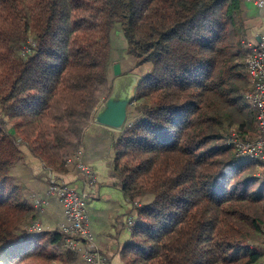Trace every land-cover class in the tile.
<instances>
[{"label":"trees","instance_id":"obj_1","mask_svg":"<svg viewBox=\"0 0 264 264\" xmlns=\"http://www.w3.org/2000/svg\"><path fill=\"white\" fill-rule=\"evenodd\" d=\"M18 29L34 41L15 58ZM247 39L241 0H0V264L74 259L60 228L30 229L40 209L11 168L21 143L54 167L80 149L111 90L116 44L150 64L115 141L114 171L136 209L125 264L258 260L264 182L227 144L231 126L252 139L257 123Z\"/></svg>","mask_w":264,"mask_h":264},{"label":"crops","instance_id":"obj_2","mask_svg":"<svg viewBox=\"0 0 264 264\" xmlns=\"http://www.w3.org/2000/svg\"><path fill=\"white\" fill-rule=\"evenodd\" d=\"M241 13L248 39L258 41L264 32V6H257L253 0H241ZM118 40L125 45L124 38L119 37ZM114 51L115 57H125L117 50ZM121 59L115 62H120L123 66ZM114 78L115 75L109 76L110 85ZM122 131L95 123L92 119L85 129L80 146L84 162L94 167L97 174L95 186L88 189L87 211L90 227L95 235V244L107 255L110 264H125L124 251L132 240V230L128 228L127 222L135 217L134 206L123 191L113 167L115 141ZM20 147L22 156L11 168L15 181L22 186L24 195L33 204L37 197L47 200L40 209L39 222L42 226L47 229L60 228L67 223V218L58 197L49 196L47 193L50 178L56 177L83 189L85 173L74 164L51 166L35 155L26 143H21ZM71 264L89 263L76 254Z\"/></svg>","mask_w":264,"mask_h":264},{"label":"built area","instance_id":"obj_3","mask_svg":"<svg viewBox=\"0 0 264 264\" xmlns=\"http://www.w3.org/2000/svg\"><path fill=\"white\" fill-rule=\"evenodd\" d=\"M253 1L259 7L264 6V0ZM244 60L251 87L246 97L257 111V133L254 138L245 139L239 129L231 128L227 144L231 145L239 155L255 160L261 167L260 178L264 182V32L261 33L258 41L247 39ZM82 154L83 150L78 149L65 160V165L74 164L84 171V188L78 189L63 180L51 177L47 193L49 196L58 197L65 210L67 223L60 227L66 235L63 247L80 255L89 264H110L107 255L95 244V235L90 227L87 211L88 189L95 186L97 174L94 167L84 162ZM46 202L45 198L37 197L34 205L41 209ZM135 204L140 205L139 202ZM127 225L133 230L135 217L128 219ZM30 229L42 230L43 226L37 220ZM262 234V254L251 264H264V228Z\"/></svg>","mask_w":264,"mask_h":264},{"label":"water","instance_id":"obj_4","mask_svg":"<svg viewBox=\"0 0 264 264\" xmlns=\"http://www.w3.org/2000/svg\"><path fill=\"white\" fill-rule=\"evenodd\" d=\"M115 78L107 97L93 114V122L123 130L128 123L130 106L134 102L136 89L142 80L140 73H124L121 63L113 66Z\"/></svg>","mask_w":264,"mask_h":264},{"label":"rangeland","instance_id":"obj_5","mask_svg":"<svg viewBox=\"0 0 264 264\" xmlns=\"http://www.w3.org/2000/svg\"><path fill=\"white\" fill-rule=\"evenodd\" d=\"M120 27L117 26L116 28V36H115V39L117 37H120L123 39L122 37V33H121V30L119 29ZM14 41H15V49H14V53H13V56L16 58L17 56H19L21 53H24L25 51H27V49L29 48L28 46V42H33L34 41V35L32 33H28V37L27 39H25L24 35L22 34L21 30H16L14 32ZM124 42V40H123ZM120 44V43H119ZM123 49V46L122 44L121 45H118L116 44V46H114V50H117L118 53H120L121 55L125 56L123 59L120 58V56H114V53L115 51L113 50V56H112V60H111V64H110V70H109V76H114V72H113V64L116 63L115 61L119 58L121 59L122 61V64L123 66L122 67V70L124 73H127V72H134V73H140L142 74V76L144 74L147 73V71L150 69V64H144L143 66L140 65V66H136L135 64V61L136 59L132 56V55H129L126 53H124L121 49ZM127 58V60H126ZM118 59V60H119ZM124 59L126 61H124ZM117 60V61H118ZM120 63V62H119ZM250 82H249V90H250ZM136 101H134L131 106H130V109L132 110L133 107H135L136 105ZM130 116V115H129ZM237 128L236 125H233L230 127L231 128ZM229 129V131H230ZM238 129V128H237ZM249 134L248 136H251V138H253L255 135H256V132H257V124L255 125H252V126H249ZM261 167L255 162L254 165H253V172L255 173V175H257L259 178H260V173H261ZM261 179V178H260ZM264 228V225L262 226L261 230H260V237H259V243H256V246L259 250L263 251V246H262V240H263V234H262V229ZM66 249L63 247L62 249V252H65ZM57 264H63V262H61L60 260L56 261Z\"/></svg>","mask_w":264,"mask_h":264}]
</instances>
